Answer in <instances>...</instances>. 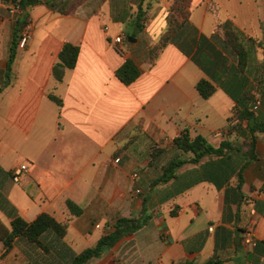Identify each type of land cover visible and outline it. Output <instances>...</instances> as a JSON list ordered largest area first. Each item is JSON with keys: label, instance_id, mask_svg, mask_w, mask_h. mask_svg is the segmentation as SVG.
Segmentation results:
<instances>
[{"label": "crops", "instance_id": "1", "mask_svg": "<svg viewBox=\"0 0 264 264\" xmlns=\"http://www.w3.org/2000/svg\"><path fill=\"white\" fill-rule=\"evenodd\" d=\"M62 1L41 0L25 12L32 34L17 48L9 80L13 34L20 38L23 25L0 2V88L8 81L0 91V221L10 229L17 217L31 223L46 214L65 226L62 238L42 234L44 249L17 238L4 254L0 243V264H71L118 218L142 213L148 225L87 264H264V134L252 159L246 123L229 124L256 95L254 119L264 122V0H192L188 20L153 64L150 48L173 0H86L60 15ZM121 34L123 56L112 47ZM229 39L242 46L243 65ZM64 44L79 48L78 59L56 83L52 68ZM128 60L140 76L124 85L116 72ZM201 81L214 89L207 99L196 89ZM183 131L234 149L188 163L194 155L174 145ZM172 162L187 163L159 183ZM25 163L28 173L13 183ZM66 201L82 214L72 216ZM248 228L256 240L249 250Z\"/></svg>", "mask_w": 264, "mask_h": 264}, {"label": "trees", "instance_id": "2", "mask_svg": "<svg viewBox=\"0 0 264 264\" xmlns=\"http://www.w3.org/2000/svg\"><path fill=\"white\" fill-rule=\"evenodd\" d=\"M86 0H63L57 12L60 15H68L77 10ZM192 0H173L172 5L166 17V28L160 35L158 42L150 48V62L153 64L163 48L168 45L175 33L180 29L183 23L188 20L189 8ZM5 4H15L19 8L17 24L22 28L27 24L25 12L41 3V0H0ZM144 12L139 9L136 17V28L141 30L144 22ZM22 30V29H21ZM229 38V37H228ZM18 30L15 29L12 43L6 62V79L9 80L12 72V67L15 62L16 52L18 48ZM235 53L240 57L241 65L245 61V52L242 46L234 39H229ZM79 48L71 44H64L60 50L57 62L52 68V78L56 83H61L64 79L66 71L74 69L77 63ZM140 76V70L133 61H126L123 66L116 72L117 79L124 85H130L136 81ZM8 81L0 88V91L6 88ZM200 96L207 99L214 92L213 87L201 81L196 85ZM50 101L55 103L58 107L62 106V101L55 97L52 93L48 95ZM246 123V129L250 134L249 138H245V145L249 149L250 158L253 156V148L257 140L258 134H264V122H256L254 113L250 112L248 107L236 109L235 114L229 120L230 127H240ZM174 145L183 153H192L194 157L188 163H199L205 157L221 156L226 151L232 150L233 144L224 141L218 147H213L204 138L195 137L190 138L187 131H183L180 136L174 139ZM184 163L187 162H172L164 171L163 177L159 183H167L171 180L177 171ZM66 207L70 214L78 217L82 214V209L72 203L66 201ZM174 216L175 213L171 212ZM149 217L142 213L139 218H118L112 225V231L101 237L96 245L92 248L86 249L73 259L71 264H87L89 261L101 258L107 251L113 248L124 237L131 236L139 231L144 226L148 225ZM51 230L59 238L65 235V226L57 223L52 217L41 214L33 222L28 223L23 219L17 217L10 223V229H7L0 221V243L3 246L4 254L11 248L17 238H23L28 242L37 245L44 249L40 238L42 234ZM208 264H219L218 262H209Z\"/></svg>", "mask_w": 264, "mask_h": 264}, {"label": "built area", "instance_id": "3", "mask_svg": "<svg viewBox=\"0 0 264 264\" xmlns=\"http://www.w3.org/2000/svg\"><path fill=\"white\" fill-rule=\"evenodd\" d=\"M2 4V3H0ZM5 6L8 14L11 17H15L19 14V8L17 5L9 3V4H2ZM32 34V25L27 22V24L22 28L20 32V38L18 41V49L23 50L26 47V44L31 38ZM122 41H123V36L119 35L116 36L113 41H112V47L114 48V51L120 55H124V50L122 48ZM261 106V96L256 95L254 99L252 100L251 106L249 108L250 112L256 113ZM29 171V166L25 164H21L14 172L12 173V182L17 184L20 182L21 176L25 175ZM134 178L137 177V175L133 176ZM139 193V191H137ZM212 231V228L209 229ZM242 244L246 249H253L256 245V240L254 236V232L251 228L246 229L243 232V237H242Z\"/></svg>", "mask_w": 264, "mask_h": 264}, {"label": "rangeland", "instance_id": "4", "mask_svg": "<svg viewBox=\"0 0 264 264\" xmlns=\"http://www.w3.org/2000/svg\"><path fill=\"white\" fill-rule=\"evenodd\" d=\"M122 35V34H121ZM123 36V35H122ZM123 41H124V36H123Z\"/></svg>", "mask_w": 264, "mask_h": 264}]
</instances>
